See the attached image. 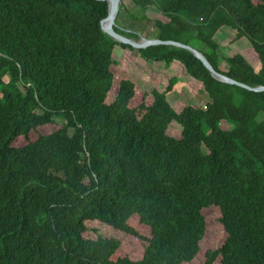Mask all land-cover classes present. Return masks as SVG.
<instances>
[{"label":"trees","instance_id":"1","mask_svg":"<svg viewBox=\"0 0 264 264\" xmlns=\"http://www.w3.org/2000/svg\"><path fill=\"white\" fill-rule=\"evenodd\" d=\"M132 1L155 38L264 86V0ZM108 14L107 0H0V264L191 262L215 207L227 237L204 264H264V90L217 78L187 47L116 40ZM115 29L141 38L117 16ZM228 31L249 54L225 51ZM116 46L164 63L168 83L137 65L117 79ZM176 62L211 97L205 107L171 103L185 85ZM121 233L139 255L122 251Z\"/></svg>","mask_w":264,"mask_h":264},{"label":"rangeland","instance_id":"2","mask_svg":"<svg viewBox=\"0 0 264 264\" xmlns=\"http://www.w3.org/2000/svg\"><path fill=\"white\" fill-rule=\"evenodd\" d=\"M125 2V6L118 10L117 15V24L128 28L133 29L141 34V37L145 38H155L156 29L152 22L145 19H135L130 15L129 12L140 15L142 12L141 9L134 8V2L132 0H122ZM129 10V12L127 11ZM145 14L149 17H159L160 14H157L154 8H149L145 12ZM224 36L225 42V51L228 54L236 53L239 51L250 53L251 43L245 38L239 41H234L233 36L229 33V31ZM198 47L206 48V46L202 42H197ZM116 51L119 53L121 59V65L119 67H114V72L119 79L123 74H126L129 71V66L137 65L139 68L143 70L142 78L145 80H149L150 77L154 76L159 80V85H166L168 83V75L165 71V64L162 62H148L141 55L134 52H129V50H124L116 46ZM253 63L256 61V55L254 53L253 56L249 57ZM170 71H172L177 77H179L182 81L185 82V85L181 90H175L174 92L169 94V99L171 103L176 104L180 103V105L190 104L195 98L197 101H200L201 105L204 107L208 101L211 100L209 94L205 93L202 89L200 81L190 77L183 67V65L179 63H174L171 65ZM259 120L264 119V115H259ZM223 127L229 128L231 127L230 123L223 121ZM169 132L171 135L180 137L182 133V125L175 121L169 128ZM35 137V135H34ZM22 141H19V143ZM209 216L206 220V232L201 240V248L197 257L191 262L183 263V264H204L206 261V253L208 250L217 248L221 246L227 237V233L223 227V224L220 221L221 211L218 207H215L210 210ZM103 232L105 234H119L113 231L110 228H103ZM121 238L123 240L122 243V251L131 253L134 255H139L141 253L142 248L136 246V239L132 236L121 233ZM219 264V262H218Z\"/></svg>","mask_w":264,"mask_h":264},{"label":"water","instance_id":"3","mask_svg":"<svg viewBox=\"0 0 264 264\" xmlns=\"http://www.w3.org/2000/svg\"><path fill=\"white\" fill-rule=\"evenodd\" d=\"M107 1L109 3V14L106 18H104L102 20V28L105 32H107L110 36H112L116 40H119V41L125 42V43H129V44H131L137 48H144V47H147L148 45H152V44H173V45H177V46L187 47L192 52H194L204 62V64L209 68V70H211V72L217 78L224 80V81L231 82V83H238L242 86L248 87L249 89H253V90H257V91L264 90V86L252 87V86H249L245 83L238 82V81L230 78L229 76L216 71L215 68L213 67V65L211 64V62L205 56V54L200 49L195 48L191 45H186V44H183V43L176 41V40H173V39L145 38V37L142 38L141 37L139 40H136L134 38H130L124 34H121L120 32H118L115 29V18L117 16V13H118V10H119V7H120L122 0H107ZM111 2L114 3L113 7H111ZM107 19L110 20L109 27H106L104 25V21Z\"/></svg>","mask_w":264,"mask_h":264},{"label":"bare ground","instance_id":"4","mask_svg":"<svg viewBox=\"0 0 264 264\" xmlns=\"http://www.w3.org/2000/svg\"><path fill=\"white\" fill-rule=\"evenodd\" d=\"M113 5H114V3L111 2V7H113ZM109 23H110V20H109V19H107V20L104 21V25H105L106 27H109Z\"/></svg>","mask_w":264,"mask_h":264},{"label":"crops","instance_id":"5","mask_svg":"<svg viewBox=\"0 0 264 264\" xmlns=\"http://www.w3.org/2000/svg\"><path fill=\"white\" fill-rule=\"evenodd\" d=\"M199 83H201V82H199ZM199 103H201L200 101H199ZM201 105V104H200ZM202 106V105H201ZM203 107V106H202Z\"/></svg>","mask_w":264,"mask_h":264},{"label":"clouds","instance_id":"6","mask_svg":"<svg viewBox=\"0 0 264 264\" xmlns=\"http://www.w3.org/2000/svg\"><path fill=\"white\" fill-rule=\"evenodd\" d=\"M205 106H206V105H205ZM205 106H204V107H205Z\"/></svg>","mask_w":264,"mask_h":264}]
</instances>
